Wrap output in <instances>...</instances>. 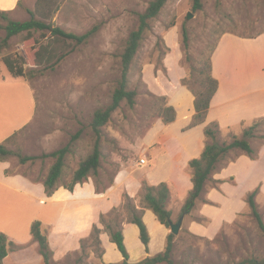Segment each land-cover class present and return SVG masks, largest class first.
Instances as JSON below:
<instances>
[{
    "label": "rangeland",
    "instance_id": "rangeland-1",
    "mask_svg": "<svg viewBox=\"0 0 264 264\" xmlns=\"http://www.w3.org/2000/svg\"><path fill=\"white\" fill-rule=\"evenodd\" d=\"M35 1L22 0V6L17 5L9 11V17L20 21L29 19L27 8L34 9ZM151 1L52 0L51 16L46 21L77 34L96 27L82 44L61 37L54 39L49 30H45L44 34L34 30L32 37L23 32L12 36L4 44L7 20L0 16V67L10 76L4 58L17 54L26 73H29V76L21 77L30 84L36 100L33 119L21 129L16 141L9 145L12 153L6 156L10 162L8 169L32 181L43 182L55 161L54 157L46 154L70 145L61 182L70 181L80 160L94 148L96 134L91 126L93 114L96 109L111 102L112 91L121 76V54L126 41L138 25L139 13L144 12ZM194 2L169 0L152 21L130 78V88L137 91L136 104L131 107L126 102L122 103L102 130L99 175L90 176L86 181H93L97 191L112 185L122 170L130 172L133 179L140 178L156 162L154 155L162 143L159 139L169 140L175 138L177 133L189 132L186 129L192 118L189 117V95H194L198 83L193 78L189 80V85L182 81L192 71L199 72L203 61L212 55L225 34L254 37L264 31V0H201L199 8H194ZM43 8L46 10L50 7L43 5ZM189 12L192 13L191 18L187 17ZM37 18L42 19V16L37 14ZM184 28L189 36L187 48L183 41ZM51 44L56 54H64V57L53 66L44 67L36 61V51L41 46ZM240 69L248 74H260L264 83V37L248 41L228 38L223 42L217 56V70L226 93L227 89L230 91L233 88V76ZM31 70H34V76H30ZM243 84L246 87L249 85L247 81ZM259 95V111L264 115V89ZM166 105H173L176 111L179 110L181 117L176 124L163 121L160 112ZM241 115H245V112L238 111L235 116L222 111L214 112L213 120L220 122L216 137L219 142H229L233 135L242 136L244 128L253 124V118L249 117L246 122L239 121ZM77 132L80 135L74 139ZM200 132L194 133L196 141H200L199 138L204 135V131ZM211 141L206 136L203 139L204 144ZM251 143L258 151L264 140L257 136L251 139ZM243 152L232 149L207 180L191 212L204 214L197 217L203 223H197L211 237L189 230L190 223L187 225V222L191 212L188 213L179 234L174 238L173 258L177 263L229 264L251 254L264 256V232L247 202L257 179L264 180V157L255 171L244 159L229 165ZM19 154L36 158L21 162ZM141 157L153 161L141 166L138 162ZM231 174L236 176L237 182ZM156 175L162 176L160 172ZM222 175L224 179L219 177ZM259 192L260 189L255 198L264 221V188L261 194ZM125 193L121 206L105 213L106 216L116 210L113 214L115 217L126 219L123 206ZM141 193L139 198H134L135 203L141 202ZM208 196L215 202L207 200ZM185 198L181 200L183 204ZM180 205L174 197L170 203L176 212L173 221H177L181 214H177L182 210ZM224 216L229 220L219 227ZM217 227L219 229L215 233ZM92 233L84 238L85 249L81 246L79 251L69 253L62 260H52V264H98L101 251ZM13 247L9 245L10 249ZM92 251L95 253L94 259L89 261ZM33 252L30 248L25 262L32 260L33 255L37 256ZM12 263L10 259L7 261V264Z\"/></svg>",
    "mask_w": 264,
    "mask_h": 264
},
{
    "label": "crops",
    "instance_id": "crops-1",
    "mask_svg": "<svg viewBox=\"0 0 264 264\" xmlns=\"http://www.w3.org/2000/svg\"><path fill=\"white\" fill-rule=\"evenodd\" d=\"M18 2L19 0H0V10L10 11L18 5ZM262 37H264V32L255 37H241L231 33L222 37L212 56L213 75L219 80V88L211 101L206 121L189 128L188 133H177L175 138L159 139L162 143L158 153L156 156L154 155L156 162L151 163V168L138 179H133L130 172L127 173L122 170L116 175L114 183L105 190L97 191L93 181H88L78 183L73 191L60 186L52 195H48L43 182L32 181L20 173L6 174L5 170L10 167V162L7 159L0 160V232L5 233L8 239L14 242L12 249L8 247V254L3 258L2 264H7L9 259L13 261L12 264L44 263L39 243L31 233V225L35 220L42 222V229L48 235L49 244L53 251V261L62 260L69 253L79 251L82 240L91 235L95 226L102 229L100 239L103 251L98 264L122 261L124 257L117 244L111 241L100 217L102 214L121 206L124 192L133 198H139L144 181L150 185H158L161 182H166L169 185L171 193L167 199V207L172 211L173 219L176 212L172 210L170 203L176 197L181 203L180 209H182L181 200L187 197L193 187L191 172H189V160L198 157L205 146L203 143L205 133L199 138L200 141L195 140L194 133L198 131L202 133L207 124L217 121L216 119L213 120L215 111L227 112V115L231 114V116H235L238 111L245 112V115L239 116L241 122H246L247 117L254 120L262 114L259 111L261 105L259 93L263 92L264 83L260 74H253L252 72L248 74L242 69L237 70L233 76V80H235L233 88L230 91L227 89L226 93L221 74L217 70V56L226 39L248 41ZM2 70L3 68L0 67V143L26 126L33 119L36 110L35 95L30 84L21 76H14L11 72V75L8 76ZM245 81L249 84L248 87L244 86ZM189 96L191 99L189 117L191 118L194 113V95ZM177 112V119L171 124L179 122L181 116L179 110ZM263 151L264 143L255 157L243 152L229 165L244 159L255 171L263 162ZM149 161L152 162L153 159L148 158V164ZM157 172H160L162 176L157 177ZM231 175L237 182L236 176ZM219 177L224 179V175ZM223 185L221 188L224 192ZM257 187H259V194H261L264 188L262 178L257 179L252 190ZM207 200L215 202L209 196ZM136 203L140 207V201ZM179 211L177 214L181 213V210ZM202 215L204 214L191 212L187 222V225L190 223L188 228L198 235L211 237L207 235L206 230L200 229L197 223V221L202 222L197 219ZM143 219L150 233L149 252L140 238L139 227L126 220L123 222L124 241L130 253L131 262H138L149 255L163 251L167 243L169 228L158 219L151 209H144ZM227 220L229 218L224 216L219 227ZM30 248L34 251L33 253H37V256L34 257L33 255L32 260L25 262V256ZM94 254L92 251L89 255V261L94 259Z\"/></svg>",
    "mask_w": 264,
    "mask_h": 264
},
{
    "label": "trees",
    "instance_id": "trees-1",
    "mask_svg": "<svg viewBox=\"0 0 264 264\" xmlns=\"http://www.w3.org/2000/svg\"><path fill=\"white\" fill-rule=\"evenodd\" d=\"M169 0H152L144 12L139 13L138 25L133 29L126 41L124 50L121 54V76L118 80L117 86L114 88L111 94V102L105 106L95 110L91 122V126L96 134V141L94 148L85 158L81 159L78 167L74 170L69 182H61L64 174V168L66 166V155L70 152V145H66L56 151L46 154V156H52L55 158L54 163L51 165L47 175L43 180L45 191L48 195H52L60 186L73 191L78 183H84L90 176H98L101 168V139L103 127L110 121L113 113L126 102L131 107L136 104L137 91L130 88V78L133 70V65L136 63L140 48L142 47L147 34L151 30L152 21L161 13L162 9ZM52 0H36L35 8H27L30 14V18L24 21L14 20L9 17V11L0 10V16L7 20L5 25L6 35L3 38V43L7 44L9 39L14 36L26 32L28 37H32L34 30L42 31L49 30L51 36L54 39L59 37L72 40L76 44H82L88 40L90 35L96 30V27L88 30L85 33L77 34L75 32L67 31L61 26L55 25L53 22H48L45 19H50ZM18 5L22 6V0H19ZM49 6V9L43 8ZM201 7V0H195L194 8ZM37 14L42 16V19L37 18ZM264 32V31H263ZM241 37H244L241 35ZM255 37V36H254ZM188 32L184 28L183 41L185 47H188ZM2 45L0 44V49ZM215 49L213 50L214 53ZM44 52L46 54H44ZM212 53V55H213ZM212 55L203 61V67L199 72L192 71L189 77L183 79V84L189 85V80L194 79L198 83V89L193 91L194 94V113L192 115L190 123L186 129L195 127L206 121L207 115L211 106V101L219 88V80L213 75ZM64 57V54H56L53 44L41 46L36 51V61L38 64L46 66H53ZM4 62L9 71L14 76H29V73L25 71L21 58L17 54L7 56L4 58ZM34 70L30 71V76H34ZM160 115L163 117V121L166 124L172 123L177 119V111L173 105H166L161 109ZM220 124L218 121H212L206 125L204 133L206 137L212 139L211 142H207L198 157H194L189 160V167L191 169V180L193 187L190 189L188 196L182 206L181 214L190 213L194 208L197 199H199L205 189V184L210 178L212 173L216 170L218 163L225 159L232 149H240L248 155L254 157L257 151L254 149L251 139L260 136L264 140V116H259L254 119L253 124L245 127L242 136L233 135L232 140L227 142H219L216 137L219 132ZM21 129L10 135L5 141L0 143V160H5L6 156L12 153L9 148L11 143L16 141ZM80 132H77L73 138H77ZM21 156V162L28 160H34L36 156L26 155ZM6 174L13 173L10 169L5 170ZM259 191V187L255 188L248 194L247 202L251 209L252 215L258 222L262 232H264V221L262 215L258 209L256 202V194ZM140 207L134 202V198L128 193H125L124 209L126 211V221L135 223L140 230V238L144 243L146 250L149 252L150 233L147 224L143 219V213L145 208L151 209L158 219L170 228L172 220V211L167 207V199L170 196V187L166 182H161L158 185H150L146 181L143 182L141 191ZM115 211V212H114ZM113 212V213H112ZM111 214L106 216L102 214L100 221L105 226V231L110 235L111 241L117 244L118 249L123 255V260L119 262H112L109 264H159L166 262L167 264H181L177 263L173 258L174 238L175 234L169 233L167 236V243L165 249L154 255H149L138 262L130 261V253L124 241L123 234V222L119 217H115L113 214L116 210H113ZM179 216V217H180ZM102 229L95 226L93 229L94 242L97 245L98 250L103 251L101 245L100 234ZM31 233L33 238L39 243L40 252L44 257L43 264H51L53 257V251L49 244L48 235L42 229V222L35 220L31 225ZM84 241H82V247H84ZM14 242L10 241L5 233L0 232V264H2L3 258L8 254L9 245H13ZM191 264V263H185ZM229 264H264V256H258L251 254L230 262Z\"/></svg>",
    "mask_w": 264,
    "mask_h": 264
},
{
    "label": "water",
    "instance_id": "water-1",
    "mask_svg": "<svg viewBox=\"0 0 264 264\" xmlns=\"http://www.w3.org/2000/svg\"><path fill=\"white\" fill-rule=\"evenodd\" d=\"M188 18H191L192 17V13H188L187 15ZM185 216H186V213H183L177 221H173L171 220V223H170V231L171 233L177 235L179 234L182 226H183V223H184V219H185Z\"/></svg>",
    "mask_w": 264,
    "mask_h": 264
},
{
    "label": "built area",
    "instance_id": "built-area-1",
    "mask_svg": "<svg viewBox=\"0 0 264 264\" xmlns=\"http://www.w3.org/2000/svg\"><path fill=\"white\" fill-rule=\"evenodd\" d=\"M139 164L142 166V165H146L148 164V159L147 157H141L140 160L138 161Z\"/></svg>",
    "mask_w": 264,
    "mask_h": 264
}]
</instances>
